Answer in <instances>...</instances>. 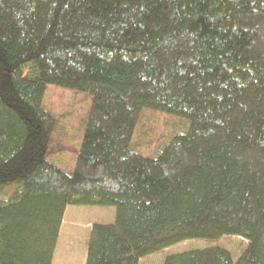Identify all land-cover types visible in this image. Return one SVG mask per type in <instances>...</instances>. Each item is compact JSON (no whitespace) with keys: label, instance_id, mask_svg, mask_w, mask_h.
I'll return each instance as SVG.
<instances>
[{"label":"trees","instance_id":"16d2710c","mask_svg":"<svg viewBox=\"0 0 264 264\" xmlns=\"http://www.w3.org/2000/svg\"><path fill=\"white\" fill-rule=\"evenodd\" d=\"M53 85L90 96L73 172ZM148 113L175 120L151 152ZM70 205L114 207L86 264H264V0H0V264H52Z\"/></svg>","mask_w":264,"mask_h":264},{"label":"rangeland","instance_id":"374dc122","mask_svg":"<svg viewBox=\"0 0 264 264\" xmlns=\"http://www.w3.org/2000/svg\"><path fill=\"white\" fill-rule=\"evenodd\" d=\"M90 96L53 85L47 87L46 107L58 119V128L50 148V159L68 172H73L82 142L84 124L90 106ZM176 124L163 114L148 113L137 129L135 142L143 152H151L160 136ZM114 207L70 205L61 226L52 264H86L88 241L95 222H113ZM222 245L237 259L249 244L239 235L223 236L217 241L185 240L140 259L139 264H163L165 257L174 252L193 248Z\"/></svg>","mask_w":264,"mask_h":264}]
</instances>
